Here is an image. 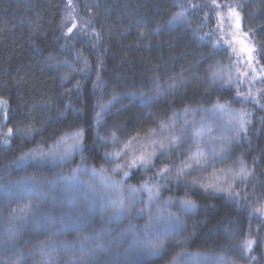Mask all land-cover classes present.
Masks as SVG:
<instances>
[{
	"label": "trees",
	"instance_id": "trees-1",
	"mask_svg": "<svg viewBox=\"0 0 264 264\" xmlns=\"http://www.w3.org/2000/svg\"><path fill=\"white\" fill-rule=\"evenodd\" d=\"M217 3L236 7L240 31L257 53L252 79L238 65L237 88L210 81L211 71L230 53L216 16L217 11L227 16V10L215 9L212 0H72V7L68 0H0V185L28 178L52 183L28 220L17 219L13 198L0 196V224L12 226L3 238L0 234V264H168L181 250L224 256L235 264H264V0ZM179 13L187 27L168 29ZM73 23L77 27L69 35ZM226 26L227 20L225 31ZM178 77L186 79L179 91L150 96ZM126 95L147 100L121 101ZM110 103L103 112L102 105ZM216 105L245 109L248 115L232 154L250 174L221 194L197 189L186 194L168 186L164 198L186 197L195 210L185 216L179 241L155 259L132 261L116 245L96 250L100 222L83 224L88 216L78 208L47 210L58 193L50 170L33 165L13 173L10 168L25 155L81 132L66 180L75 171L107 166L103 141L142 138L175 112ZM121 181L140 186L147 175L134 169ZM247 239L255 241L250 252L241 246Z\"/></svg>",
	"mask_w": 264,
	"mask_h": 264
},
{
	"label": "rangeland",
	"instance_id": "rangeland-1",
	"mask_svg": "<svg viewBox=\"0 0 264 264\" xmlns=\"http://www.w3.org/2000/svg\"><path fill=\"white\" fill-rule=\"evenodd\" d=\"M182 27H187L184 14L178 20L173 18L168 29ZM246 40L253 46L248 37ZM229 48L226 63L214 68L210 73V81L216 87H240L238 65L241 66L243 74L246 73V78L252 79L248 76L253 73L252 67L243 60L238 61L232 48ZM185 82L186 79L183 77L171 79L157 87L150 96L156 99L173 94L179 91ZM171 85L175 87H170ZM137 99L143 102L147 100L146 96L126 95L121 101L131 103ZM111 107V103L104 104L101 110L106 112ZM241 115L244 117V130L240 127ZM248 122L245 109L238 110L228 105H216L209 109L187 108L158 120L148 135L142 138L126 141L112 138L103 141L108 156L107 166L98 170H78L64 180L67 165L80 151L78 148L65 155L64 149L67 146L65 142L70 145L72 143L70 137L77 132L62 137L48 148H40L25 155L10 168H13V173L33 165L50 170L49 173L56 176L55 187H58V193L47 210L67 213L78 208L88 216V220L86 219L83 224L100 222L103 227V232L99 231L102 234V241L95 242L98 245L95 246L96 250L109 249L116 245L117 251L132 261L155 259L163 256L169 247L179 241L185 216L195 210V207L189 210L182 207V201H190L186 197L164 198V190L171 185L184 190L186 194L193 189L211 195L230 190L237 180L243 178L236 176L242 161L232 154V148L238 142L239 135L245 131ZM16 134L22 135L25 132L17 131ZM3 135L4 129L0 126L1 142ZM118 152L127 154L117 158L121 165L135 157L143 156L150 160L146 167L137 164L135 167L124 169L128 172L134 169L142 170L147 175V183L131 187L122 184L123 172L113 171L117 168V163L112 158ZM243 166L247 170L244 163ZM180 169L187 174L177 178ZM51 185L52 183L42 182L40 179H22L16 183L0 185V196L6 195L9 200L13 198L19 209L17 219L28 220L35 210L37 201L40 202L47 196L46 192L51 189L49 188ZM131 189H136V192L132 193ZM128 217L129 221L123 225ZM11 228L9 225L3 228L0 224V234L4 235L5 231H10ZM22 228L24 226L20 225V230ZM156 239L163 240L164 247L158 254L149 255V244ZM119 242H122V245ZM1 249L3 246L1 248L0 244V251ZM168 264L235 263L220 255L181 250Z\"/></svg>",
	"mask_w": 264,
	"mask_h": 264
},
{
	"label": "snow or ice",
	"instance_id": "snow-or-ice-1",
	"mask_svg": "<svg viewBox=\"0 0 264 264\" xmlns=\"http://www.w3.org/2000/svg\"><path fill=\"white\" fill-rule=\"evenodd\" d=\"M68 6L72 7V0H68ZM212 6L215 9H226L227 10V16L223 14L222 11H217V28L221 33H224L225 35L221 36L220 39H225V36H227V39H225V43L228 44L229 47L232 48L233 54L237 57L238 61L243 60L246 64H248L250 67H252L253 71H255V64L258 62L256 60V49L254 46H252L247 40V33H241V17L240 13L236 10V7H233L231 5H221L217 3V0H212ZM183 15V13L177 14L176 17H174V20L180 19V17ZM225 20H227V31H225ZM77 25L73 23L70 27H68L67 32L69 35H71L73 29H75ZM234 45H239V47H235ZM261 71H264L262 69ZM215 75V74H214ZM246 75V73H245ZM170 87H175V85H171ZM241 121V130H244V117L241 115L239 117ZM9 136L12 134V129H8ZM72 143L70 145L66 143V147L64 149L65 155H69L72 151H75L78 149L80 145L81 140V133L77 132L73 136L70 137ZM44 154H41L43 156ZM121 155H127L126 153H116L115 156L112 158L113 161H116L117 168L113 171H122L123 176L127 177L129 175L128 171H125V168H132L137 166L139 164L140 166L146 167L148 163H150L149 159H145L143 156L141 157H135L132 158L128 163L121 165V163L117 160L118 157ZM106 159H108V156L106 154ZM32 159H37L36 157H32ZM199 163V160L196 161ZM164 171H168V169H164ZM95 175V172L93 173ZM187 173L184 172L183 169L178 170L177 172V178H179L182 175H186ZM250 173L246 170V168L243 166V163L241 162V167L239 171L236 173V176L240 177H246ZM229 187H231V184H229ZM132 193L136 192V189H131ZM38 194V193H37ZM121 206L123 205V199L120 200ZM182 207L185 208V210H189L191 208H194L195 205L192 204L190 201H182L181 202ZM255 243V241L251 239H247L242 241V248L246 252H250L252 250V246ZM164 247L163 240L156 239L152 242H150L148 247V254L149 255H155L158 254L159 250Z\"/></svg>",
	"mask_w": 264,
	"mask_h": 264
}]
</instances>
